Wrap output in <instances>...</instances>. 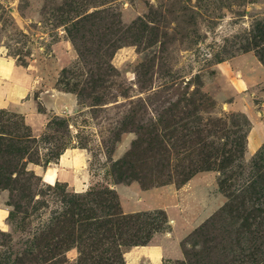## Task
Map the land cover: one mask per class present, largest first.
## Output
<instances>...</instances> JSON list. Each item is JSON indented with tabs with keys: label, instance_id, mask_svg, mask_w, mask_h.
<instances>
[{
	"label": "rangeland",
	"instance_id": "obj_1",
	"mask_svg": "<svg viewBox=\"0 0 264 264\" xmlns=\"http://www.w3.org/2000/svg\"><path fill=\"white\" fill-rule=\"evenodd\" d=\"M11 144L35 179L0 187V264H123L168 231L118 214L132 183L192 212L181 264H264V0H0V168Z\"/></svg>",
	"mask_w": 264,
	"mask_h": 264
},
{
	"label": "crops",
	"instance_id": "obj_2",
	"mask_svg": "<svg viewBox=\"0 0 264 264\" xmlns=\"http://www.w3.org/2000/svg\"><path fill=\"white\" fill-rule=\"evenodd\" d=\"M242 66V65H241ZM243 67V66H242ZM246 68V66H245ZM243 71V70H241ZM240 71V72H241ZM254 73V72H253ZM258 74V72L256 73ZM251 74L249 77L243 76V86H248L249 82L255 81L257 77H262V73L259 75ZM243 88V87H242ZM259 134H262L260 132ZM257 142V140H256ZM250 144L247 143V147ZM253 148V146H251ZM79 155L73 148L63 151L56 160L57 169H50V175L53 174L54 180L59 177V171L62 167L66 168L74 165L73 156ZM69 157L66 161L67 164L63 163V158ZM51 170L53 173L51 174ZM47 174V173H46ZM44 174V177L46 176ZM62 175V174H61ZM114 191L117 196V202L119 209L123 214H135L139 212H146L151 210L160 209L167 221L164 226H167V230L164 233H155L151 236L149 242L145 245L135 246L127 251H124L121 255L123 264H181L182 253L179 246V241L186 235L179 234L177 228L180 224L179 217L182 216L183 220L188 222L191 220L192 212L187 214L183 209L182 203L179 201L174 202L173 194L174 190L171 187H161L153 190H144L138 185L132 183L129 185H116ZM190 211V210H189ZM0 210V218L3 217ZM204 213V209L201 210L200 216ZM194 219L199 218L195 215ZM185 225V223H183ZM190 229V228H189ZM180 235V236H178Z\"/></svg>",
	"mask_w": 264,
	"mask_h": 264
},
{
	"label": "trees",
	"instance_id": "obj_3",
	"mask_svg": "<svg viewBox=\"0 0 264 264\" xmlns=\"http://www.w3.org/2000/svg\"><path fill=\"white\" fill-rule=\"evenodd\" d=\"M27 142H30V140L28 139V135L25 139V143ZM1 146L3 147L2 151H4V153H2L8 157V161L6 162V166L4 169L0 168V187L9 188L10 190H17L21 193H24L26 190H29L31 186V180L35 179L32 174H23L16 170L17 157L19 158L20 162L23 160L24 155H26L27 153V145L24 147H20L19 145L13 144L8 146ZM59 155L60 154H58L54 159H57ZM47 163L48 161L45 164ZM118 214L120 216H123V213L121 212H118Z\"/></svg>",
	"mask_w": 264,
	"mask_h": 264
}]
</instances>
